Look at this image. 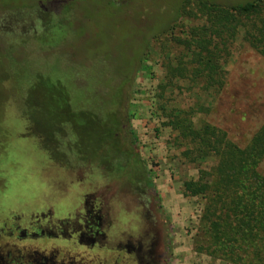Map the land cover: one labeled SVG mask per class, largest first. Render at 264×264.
Masks as SVG:
<instances>
[{
	"label": "rangeland",
	"instance_id": "374dc122",
	"mask_svg": "<svg viewBox=\"0 0 264 264\" xmlns=\"http://www.w3.org/2000/svg\"><path fill=\"white\" fill-rule=\"evenodd\" d=\"M64 2L69 8L71 0H0V254L10 252L15 257L55 250L66 259L111 264L117 258L112 250L119 243L146 233L153 235L164 264H227L196 250L203 202L186 187L197 181V169L176 143L168 113L205 108L191 117L193 125L206 122L240 148L264 126V56L251 44V27L264 28V0L256 14L240 18L237 25L232 21L210 37L208 51L218 57L215 61L225 72L224 88L216 97L199 94L192 83L181 80L173 79L166 88L171 72L199 69L190 51H195L194 39L208 22L195 3L184 8L171 34L151 41L133 74L135 60L144 49L142 42L151 34L145 23L152 21L135 8L143 5L151 15H163L164 21L165 10L177 8L182 0H80L75 18L86 22L73 28L64 20L55 28L57 13L67 9L55 4ZM129 8L135 9L132 17L127 15ZM41 12L50 16L46 30ZM212 30L217 31V25ZM127 80H133L127 98L129 125L154 187L149 195L156 198L149 209L153 226L141 220L136 226L128 225L135 208L121 194L105 206L113 220L102 230L104 247H82L75 235L32 238L37 228L73 234L82 223L85 202L100 207L96 196L104 190L111 195L114 186L112 174L107 178L99 171L88 174L83 168L69 171L58 166L29 132L32 123L39 132L51 131L55 99L50 87L60 84L62 98L67 97L72 111H79L91 107L94 99L112 100ZM96 94L100 95L93 99ZM206 165L212 166L213 161ZM260 172L264 176V162ZM23 231L28 238L20 236Z\"/></svg>",
	"mask_w": 264,
	"mask_h": 264
},
{
	"label": "trees",
	"instance_id": "16d2710c",
	"mask_svg": "<svg viewBox=\"0 0 264 264\" xmlns=\"http://www.w3.org/2000/svg\"><path fill=\"white\" fill-rule=\"evenodd\" d=\"M58 1L60 0H56ZM228 1L230 0H182L177 8L165 10L164 21H161L163 15H151L146 11L149 8L144 10L143 5H140L138 9H141L142 17L146 19L150 15L152 21H156L145 23L144 28L151 31V34L142 42L144 49L135 60L133 74L144 61L151 41L171 34L183 17L184 8L195 3L208 22L194 39L195 51H190L192 60L198 64L199 69L171 72L170 77L165 79L166 88H170L175 79L192 83L199 94L218 96L225 85V72L216 63L218 57L208 51L210 37L218 35L227 25L229 27L232 21L237 25L240 18L256 14L262 2L247 0L244 3L228 4ZM43 2L47 4V1ZM79 2L80 0H71L69 8L64 6L65 2L58 5L56 3V6L67 9L63 14L57 13L52 25L59 28L65 20L73 28L76 25L78 27L82 20L73 17ZM48 17L47 13L41 12L45 30ZM214 21L217 31L212 30ZM251 31V44L259 47V53L264 56V28L260 31L255 28L258 32L256 35L254 27H251ZM132 82L133 80H127L125 85L119 86L114 93L116 96L109 101L102 98L95 100L100 94L92 95L94 100L91 107L85 106L79 111H72L67 97L62 98L60 84L50 87L49 93L55 99L51 113L55 119L51 123V131L39 132L35 123L30 125L29 131L37 136L43 150L58 166L69 171L83 168L88 174L92 170L99 171L100 175L106 177L112 174L114 186L111 190L112 193L116 192L117 198L120 192L127 189H137L140 194L147 190L148 195L154 191L136 147V137L129 125L127 98ZM60 108L66 114L63 111L61 113ZM203 111L205 108L198 107L194 112L172 109L168 113V118L171 119L168 125L177 133L176 143L185 149V160L197 169V181L189 182L186 187L191 191L192 197L203 202L198 234L195 237L196 250L227 264H264V176L260 172L264 162V126L254 134L246 147L240 148L229 140L225 132L206 122L195 127L191 117ZM71 135L73 138L70 140ZM208 160L213 161L210 167L206 165ZM149 198L151 204L156 199L150 195Z\"/></svg>",
	"mask_w": 264,
	"mask_h": 264
},
{
	"label": "flooded vegetation",
	"instance_id": "af4514ba",
	"mask_svg": "<svg viewBox=\"0 0 264 264\" xmlns=\"http://www.w3.org/2000/svg\"><path fill=\"white\" fill-rule=\"evenodd\" d=\"M138 8L136 7L135 9ZM135 9L129 8L127 10V15L132 17V13ZM85 14L86 12L83 10L81 16H85ZM75 17L76 15H74L73 18ZM85 22L86 21L84 20L81 21L82 24ZM100 194L101 195L96 196L97 202L101 203L100 207L97 208L93 201L90 202V205L85 202L84 216L81 219L82 223L78 224V228H75L73 234L67 231L53 233L37 228L38 231H34L31 234V237L73 238V235H75L80 246L87 247L91 250L97 246L101 248L103 245L100 243L104 236L102 230L108 222L111 224V220H113L110 211H107L108 207L105 206L109 204V200L117 197L115 196V191H113L111 195H107L105 190ZM119 194H123L126 197L127 202L134 204L135 213H130L134 220L131 219V223L129 222L128 225L136 226L137 221L141 220L142 222L144 221L148 223L150 227L153 226L152 215L149 210L151 207V199L149 198L147 190L140 194L137 189L136 191L135 189L134 191L127 189ZM20 236L22 238H28L29 235H26L23 231ZM152 237L153 235L143 233L141 237H136L135 239L119 243L116 248L112 250L117 254V258L111 264H164L163 253L158 252L159 246ZM66 256L67 255L65 254H61L60 251L55 250H50L48 252L35 250L25 256L17 253L15 257L9 252L5 255L0 254V264H108L107 261L102 260L98 262L93 260L85 261L84 259L75 261L70 258L66 259Z\"/></svg>",
	"mask_w": 264,
	"mask_h": 264
}]
</instances>
